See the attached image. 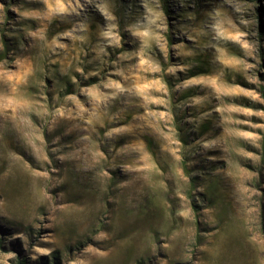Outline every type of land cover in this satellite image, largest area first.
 Here are the masks:
<instances>
[{
  "label": "rangeland",
  "instance_id": "1",
  "mask_svg": "<svg viewBox=\"0 0 264 264\" xmlns=\"http://www.w3.org/2000/svg\"><path fill=\"white\" fill-rule=\"evenodd\" d=\"M4 51L0 264H264V0H0Z\"/></svg>",
  "mask_w": 264,
  "mask_h": 264
},
{
  "label": "trees",
  "instance_id": "2",
  "mask_svg": "<svg viewBox=\"0 0 264 264\" xmlns=\"http://www.w3.org/2000/svg\"><path fill=\"white\" fill-rule=\"evenodd\" d=\"M4 45H6L5 42H4ZM7 50H8V49H7ZM5 55H6V52L4 51L3 54L1 55L2 57H0V58L5 57ZM0 60H1V59H0ZM17 264H25V260H24V259H19V260L17 261Z\"/></svg>",
  "mask_w": 264,
  "mask_h": 264
}]
</instances>
